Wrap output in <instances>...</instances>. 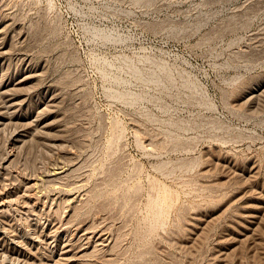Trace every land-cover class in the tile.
I'll list each match as a JSON object with an SVG mask.
<instances>
[{"label": "rangeland", "instance_id": "obj_1", "mask_svg": "<svg viewBox=\"0 0 264 264\" xmlns=\"http://www.w3.org/2000/svg\"><path fill=\"white\" fill-rule=\"evenodd\" d=\"M0 24L13 42L0 57V79L30 64L39 70L30 110L53 96L59 102L49 134L36 124L34 136L14 144L24 130L19 113L0 131V184L9 173L19 194L30 181L41 185L29 192L30 206L7 208L0 264H63L71 255L72 264H264V215L254 226L239 216L264 198V87H252L255 101L244 98L264 78V0H0ZM100 30L122 38L104 40ZM129 64L146 74L166 65L172 84L137 79ZM53 139L60 146H48ZM10 156L15 164L4 175ZM54 170L64 173L47 176ZM195 215L209 221L204 230ZM231 228L243 233L232 247ZM86 231L96 233L90 241Z\"/></svg>", "mask_w": 264, "mask_h": 264}, {"label": "bare ground", "instance_id": "obj_2", "mask_svg": "<svg viewBox=\"0 0 264 264\" xmlns=\"http://www.w3.org/2000/svg\"><path fill=\"white\" fill-rule=\"evenodd\" d=\"M140 1H142V2H144L145 4H150V3H152L154 0H140ZM17 15V14H16ZM2 18H4V17H2ZM13 22V21H12ZM202 20L201 21H199L198 23H197V27L199 26V25H201L202 24ZM23 24V23H22ZM4 24H0V57H2L3 59L4 58H6V56H7V54L8 53H10V49L12 48V39L10 40V42H8L7 41V30H6V33H5V27H2ZM10 25V24H9ZM9 25H8V27H9ZM7 26V25H6ZM29 28V27H28ZM30 29H31V27H30ZM96 29H92V31H94V34H95V31ZM97 30H99V29H97ZM20 31V30H19ZM23 31V30H22ZM15 32V31H14ZM18 32V31H17ZM31 32V31H30ZM109 32V31H108ZM112 32V31H111ZM106 33V31L105 32H103V30L101 31H97V35H100V38L102 37V38H104V40H119L120 39V37L119 36H115L114 34H112V33ZM19 33V32H18ZM29 33V32H28ZM32 34H33V36L31 37L33 40H37L38 38H39V36H40V34H41V25L40 24H35V25H32V32H31ZM93 34V33H92ZM116 34V33H115ZM16 35V34H15ZM15 35H13V36H15ZM96 35V34H95ZM21 36V35H20ZM27 36V35H26ZM96 37V36H95ZM98 37V36H97ZM122 38V37H121ZM18 38H16V40H17ZM25 39V38H24ZM121 40V39H120ZM14 41V40H13ZM24 41V40H23ZM22 41V42H23ZM26 41V40H25ZM18 42V41H17ZM22 48V47H21ZM14 49H17V47L16 48H14ZM10 50V51H9ZM13 50V49H12ZM13 52V51H12ZM17 52V51H16ZM13 54V53H12ZM4 62V61H3ZM34 62V61H33ZM126 63V62H125ZM128 63V62H127ZM3 64V63H2ZM26 64V63H25ZM4 65V64H3ZM2 65V68H4V66ZM16 65V64H15ZM30 64H27L26 66H27V68L25 69V70H23V71H21V72H19V73H17L16 75H14V76H8V77H6V75H4V76H2L1 77V79H0V131H2V130H4L8 125H11L10 123L11 122H13V120L16 118V115L19 113V115H21L20 117H17V119L18 120H20L21 122H23V128H24V130L23 131H21V132H16L13 136V143L14 144H19V143H24V142H26V140H27V138L29 137V138H31V136L33 135L32 134V130H33V128H34V125H36L37 124V126L40 128V132H42V133H45V134H49L52 130H56L57 129V127L55 126V122H53V121H51V120H54L55 118H57V117H59V116H57V114L59 115V112L57 113V114H55V110H53V108L55 107V105H57L56 104V102H57V100H56V96H53V97H51L50 98V100L47 102V104L44 106V107H42V105H39V106H37L36 108H33V110H30V109H32L31 108V99H30V104H28L27 105V100H29L28 99V96H29V91L32 89V87H34L33 85L37 82V80H39L38 79V76H39V74H38V71L39 70H37V69H34V68H32L31 66H29ZM161 65V66H160ZM160 65H158V66H160V70L159 69H157V70H159V71H161L162 72V74L163 75H160L161 74V72H160V74H157V70L154 72V69L152 70L153 72H149L148 74H146V73H144L142 70H140L139 68H137L136 66H134V65H132V64H129V68L132 70V72L134 73V75H136L137 76V79L139 78V79H142V81H143V79L145 80V79H149V80H152V81H156V82H162L163 80L167 83H171L172 84V78H171V72L170 71H168V69L165 67V66H162L163 64H160ZM34 66V65H33ZM154 66V65H153ZM152 66V67H153ZM1 67V66H0ZM11 68H12V66H11ZM36 68V67H35ZM159 71H158V73H159ZM11 75V74H10ZM44 76V75H43ZM173 77V76H172ZM42 79V78H41ZM119 79V78H118ZM148 80V81H149ZM147 81V80H146ZM186 80H184V83H185V85L187 86L188 84H189V81L186 83L185 82ZM264 78H257V79H255L254 81H252L251 83H249V86L251 87L247 92H245V94H244V98H246V102H249L250 100H254L255 101V99L254 98H256V91H258V90H256V89H253L254 87H264ZM192 85H193V83H191ZM39 85V84H38ZM191 86V85H190ZM248 86V85H247ZM248 86V87H249ZM189 87V86H188ZM194 86H192V88H193ZM196 87V86H195ZM194 87V88H195ZM253 87V88H252ZM60 88V87H59ZM244 88V87H243ZM196 90L198 89L197 87L195 88ZM194 89V90H195ZM240 89V88H239ZM34 90V89H33ZM32 90V91H33ZM31 92V91H30ZM60 93V92H59ZM121 93V92H120ZM235 93V92H234ZM57 94V93H56ZM239 94V93H238ZM31 95V94H30ZM55 95V94H54ZM120 96H121V98L123 97L125 100H129V101H132V100H135L134 98L135 97H139V94L136 96V95H134L133 96V94L132 93H121V94H119ZM141 95V94H140ZM258 95H260V94H258ZM52 96V95H51ZM232 96V95H231ZM261 96H262V94H261ZM264 96V95H263ZM119 97V96H118ZM141 97V96H140ZM33 98V97H32ZM122 98V99H123ZM239 98V97H238ZM234 99V98H233ZM260 99H262V98H260ZM259 100V99H258ZM208 101V100H207ZM57 103H59V102H57ZM242 103H244V104H247V103H245V102H242ZM252 103V102H251ZM63 104V103H62ZM258 104V103H257ZM259 104H261L260 102H259ZM238 105V104H237ZM250 105V104H249ZM262 105V104H261ZM240 106H241V104H240ZM57 107V106H56ZM55 107V108H56ZM246 107H247V105H246ZM261 107V106H260ZM54 108V109H55ZM61 108V107H60ZM256 109H257V107H256ZM30 110V111H29ZM249 110V109H248ZM45 111H47V113L46 114H44L43 115V112L45 113ZM250 112V111H249ZM254 112H255V110H254ZM251 113H253V111H251ZM63 115V114H62ZM64 116V115H63ZM62 116V117H63ZM61 117V118H62ZM64 118V117H63ZM59 120V119H58ZM61 120V119H60ZM63 120V119H62ZM66 122V121H65ZM64 122V123H65ZM13 123H15V122H13ZM57 123V122H56ZM16 124H18V123H16ZM15 124V125H16ZM63 124V123H62ZM14 125V126H15ZM60 125V124H59ZM65 125V124H64ZM60 127H61V125H60ZM17 128H18V126H17ZM16 128V129H17ZM64 128V127H63ZM65 129V128H64ZM22 130V129H21ZM58 130H59V128H58ZM36 131H39V130H35V132ZM60 131H62L61 129H60ZM59 131V132H60ZM67 131V130H66ZM65 131V132H66ZM63 132V131H62ZM61 132V133H62ZM11 133V132H10ZM64 133V132H63ZM37 134V133H36ZM64 134H66V133H64ZM67 135V134H66ZM34 136V135H33ZM40 136V135H39ZM42 136H43V134H42ZM49 136H51V134L49 135ZM48 136V137H49ZM56 136V135H55ZM4 137V136H3ZM45 137H47V136H45ZM47 137V138H48ZM50 138V137H49ZM67 138V137H66ZM65 138V139H66ZM9 139V138H8ZM31 140V139H30ZM68 140H70V139H68ZM48 141V140H47ZM41 142V141H40ZM46 142V141H45ZM70 142V141H69ZM32 143V142H31ZM49 143V142H48ZM52 143H53V145H59L60 143H62L60 140H51L50 141V145H48V146H53L52 145ZM31 145V144H30ZM22 146V145H21ZM60 146V145H59ZM42 147V146H41ZM61 147H62V145H61ZM71 147V146H70ZM21 148V147H20ZM33 148V147H32ZM55 148V147H54ZM69 148V147H68ZM30 149V148H29ZM59 149V148H58ZM45 150V149H44ZM62 150H63V148H62ZM54 151V150H53ZM26 152V151H25ZM13 153V152H12ZM61 153V152H60ZM71 153V152H70ZM7 154V153H6ZM20 154V153H19ZM19 154H18V156H19ZM207 155H208V152H207ZM12 156V155H11ZM10 156V157H11ZM2 157V156H1ZM5 157V156H4ZM8 157V156H7ZM6 157V160H4L5 161V163L7 164V166L4 168L3 166V168L5 169V174L4 175H7V171L9 170L10 171V169H8V168H10L9 167V165L15 160V158L14 157H11V158H7ZM58 157V156H57ZM211 157V156H210ZM63 158V157H62ZM65 158H67V157H65ZM208 158V157H207ZM206 158V159H207ZM225 158V157H224ZM2 160V159H1ZM17 160H19V159H16V161ZM68 160V159H67ZM15 161V162H16ZM0 162H2V161H0ZM206 162V161H205ZM14 163V162H13ZM15 164V163H14ZM66 164V163H65ZM211 164V163H210ZM12 166V165H11ZM212 166V165H211ZM225 166V165H224ZM258 166V165H257ZM58 167V166H57ZM260 167V166H259ZM60 168V167H59ZM215 168V167H214ZM213 168V169H214ZM62 169V168H61ZM227 169V168H226ZM233 169V168H232ZM248 169V172L250 173V174H253V173H255L256 171H255V169H254V167L253 168H247ZM56 170V169H55ZM51 171V174L50 175H47V176H50L51 178H58V177H61V175L64 173L63 171H60V170H58V171ZM65 170V169H64ZM8 171V172H9ZM222 171H223V169H222ZM232 171V170H231ZM245 171H246V169H245ZM261 171V170H260ZM2 172V171H1ZM211 172V171H210ZM219 172V171H218ZM221 172V171H220ZM10 173H12V172H10ZM49 173V172H48ZM66 173H67V171H66ZM209 173V172H208ZM212 173V172H211ZM230 173V172H229ZM1 174V173H0ZM13 174V173H12ZM220 174V173H219ZM234 174V173H233ZM250 174H249V176H250ZM256 174V173H255ZM259 174V173H258ZM8 175H9V173H8ZM8 175L6 176V178L5 179H3L2 180V182H1V184H0V223L1 224H3L4 225V223H3V219L6 217V214L9 212V208L8 207H11L12 205H14V204H16V205H18L19 203H23L24 204V206H30V198H31V195H29V192H31L32 190H34L36 187H38L39 185H38V183L37 182H32V181H30V182H28L27 183V186H26V189H25V192L23 193V194H19L20 192L16 189V185L15 186H13V187H15V189L14 190H11V189H9V187H10V185L7 183V181H8V178H10V176L8 177ZM213 175V174H212ZM229 175V174H228ZM241 175H243V174H241ZM264 175V174H263ZM45 176V175H44ZM43 176V177H44ZM257 176H259V175H257ZM8 177V178H7ZM15 177V176H14ZM46 177V176H45ZM62 177H64V176H62ZM232 177V176H231ZM244 177V176H243ZM242 177V178H243ZM251 178L249 179V181L252 179V177H253V175L252 176H250ZM254 177H255V175H254ZM254 177H253V179H254ZM14 179H16V178H14ZM14 179H13V181H14ZM49 179V178H48ZM55 179L53 180L54 182H56L55 181ZM61 179V178H60ZM233 179V178H232ZM240 179V178H239ZM245 179V178H244ZM10 180H11V178H10ZM20 180V179H19ZM46 180H47V178H46ZM52 180V179H51ZM51 180H49V181H51ZM228 180H229V178H228ZM234 180V179H233ZM16 181V180H15ZM14 181V182H15ZM29 181V180H28ZM37 181V180H36ZM52 181V182H53ZM58 181H60V180H58ZM230 181V180H229ZM238 181V180H237ZM239 181H241V180H239ZM244 181H246V180H244ZM248 181V180H247ZM254 181V180H253ZM9 182V181H8ZM233 182V181H232ZM220 183V182H219ZM231 183V182H230ZM244 183V182H243ZM243 183H242V185H243ZM251 183V182H250ZM253 183V182H252ZM40 184V183H39ZM236 184V183H235ZM245 184H247V182L245 183ZM20 185V184H19ZM232 185V184H231ZM240 185V184H239ZM238 185V186H239ZM41 186V185H40ZM39 186V187H40ZM241 186V185H240ZM239 186V187H240ZM18 187V186H17ZM20 187H21V185H20ZM64 188V187H63ZM233 188H235V187H233ZM240 188H242V187H240ZM19 189V188H18ZM37 189H39V188H37ZM41 189V188H40ZM232 189V188H231ZM263 189V188H262ZM35 191V190H34ZM40 191V190H39ZM39 191H35V193L37 194ZM236 191V190H235ZM242 191V190H241ZM245 191V190H244ZM248 191V190H247ZM246 191V192H247ZM33 192V191H32ZM31 192V193H32ZM251 192V191H250ZM230 193V192H229ZM232 193V192H231ZM239 193H240V191H239ZM248 193V192H247ZM247 193H246V196H247ZM253 193V192H252ZM251 193V194H252ZM33 194V193H32ZM171 194V193H170ZM233 194V193H232ZM249 194V193H248ZM256 193H254V194H252L253 196L255 195ZM165 195V194H164ZM241 195V194H240ZM245 195V194H244ZM252 195H250L251 197H252ZM262 195V194H261ZM35 196H37V195H32V197H35ZM72 196V195H71ZM234 196V195H233ZM257 196V195H256ZM165 197V196H164ZM230 197V196H229ZM242 197H243V195H242ZM241 197V198H242ZM255 197V196H254ZM258 197V196H257ZM263 197H264V195H263ZM37 198V197H36ZM76 198V197H75ZM166 198V197H165ZM240 198V197H239ZM238 198V199H239ZM247 198V197H246ZM253 198V197H252ZM260 198V197H259ZM40 199V198H39ZM257 199V198H256ZM240 200V199H239ZM242 200V199H241ZM258 200V199H257ZM76 201V200H75ZM157 201V200H156ZM256 201V200H255ZM260 204H259V206H256V207H254V206H249V205H247V206H241L242 208H241V210H240V212H241V215H239V216H241V219L242 220H244V221H246V222H248V224H250L251 226H254V225H256V224H258V219H259V216H260V214H263L264 215V213H262L263 211H264V198H262L261 197V199H260ZM161 202V201H160ZM235 202H236V200H235ZM241 202V201H240ZM245 202V201H244ZM237 203V202H236ZM243 203V202H242ZM228 204V203H227ZM165 205V204H164ZM33 206H34V204H33ZM160 206V205H159ZM229 206V205H228ZM21 207V206H20ZM32 207V206H31ZM155 207V206H154ZM218 207V206H217ZM234 207V206H233ZM8 208V209H7ZM34 208V207H33ZM32 208V209H33ZM219 208V207H218ZM229 208H230V206H229ZM228 208V209H229ZM235 208V207H234ZM237 208V207H236ZM8 211H7V210ZM215 209V208H214ZM217 209V208H216ZM30 210V209H29ZM28 210V211H29ZM231 211V210H230ZM16 212V211H15ZM217 212V211H216ZM228 212V211H227ZM226 212V213H227ZM29 213V212H28ZM234 213H235V211H234ZM239 213V212H238ZM205 214V213H204ZM9 215V214H8ZM11 215V214H10ZM160 215V214H159ZM220 215V214H219ZM38 216V215H37ZM201 216V215H200ZM199 216V217H200ZM218 216V215H217ZM57 217V216H56ZM199 217H196V215H195V217L193 216V220H194V225H195V227H196V229L197 230H204L205 228L203 227L207 222L209 223V221L207 220V218H205V219H201V218H199ZM222 217V216H221ZM229 217V216H228ZM70 218V217H69ZM68 218V219H69ZM215 218V217H214ZM231 218V217H230ZM229 218V219H230ZM240 218V217H239ZM7 219V218H6ZM213 219V218H212ZM217 219H218V217H217ZM60 220V219H59ZM75 220V219H74ZM158 220V219H157ZM220 220V219H219ZM69 221H70V219H69ZM68 221V222H69ZM215 221H217V220H215ZM10 222V221H9ZM27 222V221H26ZM237 223H239L238 221H236ZM264 222V221H263ZM262 222V223H263ZM5 223H7V222H5ZM42 223V222H41ZM192 223V222H191ZM208 223H207V225H208ZM214 224H215V222H213ZM30 224V223H29ZM34 224V223H33ZM43 224V223H42ZM193 224V223H192ZM192 224H190V225H192ZM241 224V223H240ZM261 224V223H260ZM7 225V224H6ZM28 225V224H27ZM63 225V224H62ZM80 225V224H79ZM82 225V224H81ZM206 225V226H207ZM242 225V224H241ZM245 225V224H244ZM9 226V225H8ZM13 225H11L10 227H12ZM57 226V225H56ZM193 226V225H192ZM192 226H190V227H192ZM257 226H260V225H257ZM256 226V227H257ZM43 227V226H42ZM59 228L58 229H56V232L60 229V226H58ZM67 227V226H66ZM78 227H80V226H78ZM212 227H213V225H212ZM233 227V226H232ZM242 227V226H241ZM247 227V226H246ZM245 227V228H246ZM57 228V227H56ZM234 228V227H233ZM236 228H238V227H236ZM243 228V227H242ZM253 228V227H252ZM251 228V229H252ZM18 229V228H17ZM80 229V228H79ZM192 229V228H191ZM232 229V228H231ZM248 229V228H247ZM250 229V228H249ZM250 229V230H251ZM259 229H261V228H259ZM8 230V229H7ZM83 230V229H82ZM197 230H195V231H197ZM199 230V231H200ZM234 230H236L235 228H234ZM233 229H232V231H230V234H229V238L227 239V242L226 243H228V245H237L238 243H241V241H242V239H241V237L243 236V233L241 234V233H239V231H234ZM253 230H255V229H253ZM258 230V229H257ZM262 230V229H261ZM4 231L5 232H7L6 231V229L4 228ZM31 231V230H30ZM87 231H89V230H87ZM85 232V234L83 233V236H87L88 237V240L90 241L91 240V238H93V236L96 234H90L89 232ZM97 231V230H96ZM193 231V230H192ZM191 231V233L192 234H194L193 232ZM211 231V230H210ZM248 231V230H247ZM259 231V230H258ZM9 232H11V231H9ZM8 232V233H9ZM53 232V231H52ZM52 232H50V233H52ZM55 232V233H56ZM59 232V231H58ZM75 232H77L76 230H75ZM190 232V231H189ZM203 232V231H202ZM241 232V231H240ZM251 232V231H250ZM13 233H14V231H13ZM78 233V232H77ZM87 233V234H86ZM190 233V234H191ZM207 233H208V230H207ZM10 234V233H9ZM58 234V233H57ZM75 235H76V233H74ZM199 234V232L197 231V233L195 234V235H198ZM200 234H201V232H200ZM253 234V233H252ZM26 235H27V233H26ZM48 235H51V234H48ZM224 235V234H223ZM246 235V234H245ZM248 235V234H247ZM45 236H46V234H45ZM81 236V235H80ZM102 236V235H101ZM202 236V235H201ZM208 236V235H207ZM49 237V236H48ZM197 237V236H196ZM35 238V237H34ZM85 238V237H84ZM247 238V237H246ZM245 238V239H246ZM253 238V237H252ZM255 238V237H254ZM5 239V238H4ZM80 239V238H79ZM101 239V238H100ZM197 239H198V237H197ZM224 239V238H223ZM80 240H82V239H80ZM201 240H202V238H201ZM207 240V239H206ZM225 240V239H224ZM244 240V239H243ZM247 240V239H246ZM245 240V241H246ZM254 240V239H253ZM6 241V240H5ZM12 241L13 242H15L16 244H18V245H21V244H23V241H20L19 240V237H18V235L17 234H13L12 235ZM54 241V240H53ZM78 241V240H77ZM176 241V240H175ZM203 241V240H202ZM256 241V240H255ZM103 242V241H102ZM247 242V241H246ZM205 243V242H204ZM243 243H245V242H243ZM261 243V242H260ZM15 244V245H16ZM28 244V243H27ZM88 244V243H87ZM103 244V243H102ZM257 244H259V242L257 243ZM14 245V246H15ZM67 245V244H66ZM70 245V244H69ZM68 245V246H69ZM232 245H231V247H232ZM247 245V244H246ZM6 246V245H5ZM49 246V245H48ZM73 246V245H72ZM203 246V245H202ZM223 246V245H222ZM243 246H244V244H243ZM11 247V246H10ZM20 247V246H19ZM71 247V246H70ZM190 247V246H189ZM260 247V246H259ZM261 247H263V246H261ZM2 248V249H1ZM0 248V258H3V256H5L4 255V253L7 251L6 250V248L3 246V247H1ZM24 248V247H23ZM60 248V247H59ZM72 248V247H71ZM70 248V249H71ZM89 248V247H88ZM183 248V247H182ZM234 248V247H233ZM257 248V247H256ZM11 249V248H10ZM63 249V251H62V256L63 257H67L68 255H69V250L67 249V247L66 246H64V248H62ZM196 249V248H195ZM226 249V248H225ZM22 250V249H21ZM20 249H18L17 247H14V248H12L11 249V252L13 253V254H15V255H17V256H24L23 255V252L21 251ZM81 250H82V248H81ZM87 250V248L83 251H80V249H79V253L76 255V257H77V259L79 258V260H81L82 259V257L84 258V256H85V251ZM247 250V249H246ZM9 251V250H8ZM190 251V250H189ZM237 251V250H236ZM71 252V251H70ZM76 252H78V250H76ZM89 252V251H88ZM222 252V251H221ZM235 253V252H234ZM239 253V252H238ZM74 254H75V252H74ZM87 254H89V253H87ZM228 254V253H227ZM242 254V253H241ZM258 255V254H257ZM260 255V254H259ZM27 256V255H26ZM88 256V255H87ZM218 256V255H217ZM242 256V255H241ZM6 257V256H5ZM230 257V256H229ZM240 257V256H239ZM18 258V257H17ZM70 258V257H69ZM69 258H62L64 261H65V263H63V264H72V261H71V259H72V255H71V259H69ZM75 258V257H74ZM215 258V257H214ZM244 258V257H243ZM242 258V259H243ZM261 258V257H260ZM7 259V258H6ZM6 259H4V260H6ZM9 259V258H8ZM8 259L6 260V261H8ZM11 259V258H10ZM76 259V260H77ZM85 259H86V257H85ZM88 259V258H87ZM212 259H213V257H212ZM225 259V258H224ZM241 259V261H243ZM33 260V259H32ZM75 260V259H74ZM215 260V259H214ZM245 260V259H244ZM1 261V260H0ZM54 261H55V259H54ZM220 261V260H219ZM235 261V260H234ZM246 261V260H245ZM30 262V261H29ZM41 263H42V260L40 261ZM40 262H39V264H40ZM63 262V261H62ZM62 262H60V260H58L57 262H56V264H61ZM212 262V261H211ZM215 262V261H214ZM213 262V263H214ZM228 262V261H227ZM255 262V261H254ZM5 263V262H4ZM7 263V262H6ZM43 263H44V261H43ZM47 263V262H46ZM3 264V263H2ZM29 264H31V263H29ZM32 264H38V262L37 261H34V262H32ZM55 264V263H54ZM80 264V263H79ZM91 264V263H90ZM241 264V263H240Z\"/></svg>", "mask_w": 264, "mask_h": 264}]
</instances>
